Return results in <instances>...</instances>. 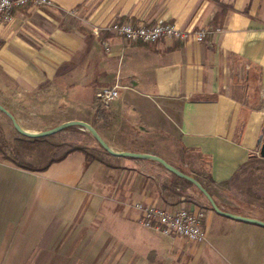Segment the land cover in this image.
I'll return each instance as SVG.
<instances>
[{
	"label": "crops",
	"instance_id": "crops-1",
	"mask_svg": "<svg viewBox=\"0 0 264 264\" xmlns=\"http://www.w3.org/2000/svg\"><path fill=\"white\" fill-rule=\"evenodd\" d=\"M49 1L0 23V105L18 125L38 133L84 122L112 151L159 157L222 211L264 223L249 199L220 202L264 138V0ZM113 21L206 35L153 46L107 36L105 52L91 29ZM115 85L118 98L102 107L96 93ZM95 143L107 161L71 151L31 171L0 159V264L193 260L189 245L140 226L133 205L202 210L205 230L217 214L199 191L154 161L113 157ZM232 225L264 239L262 226Z\"/></svg>",
	"mask_w": 264,
	"mask_h": 264
},
{
	"label": "rangeland",
	"instance_id": "rangeland-1",
	"mask_svg": "<svg viewBox=\"0 0 264 264\" xmlns=\"http://www.w3.org/2000/svg\"><path fill=\"white\" fill-rule=\"evenodd\" d=\"M32 128H43L44 125L34 124ZM84 133L68 129L67 133H58L45 140L29 143L23 141L10 124L9 119L0 112V159L30 169H40L49 160L57 159L64 153L82 148L87 159L95 158L107 161V156L100 150L87 131ZM264 143V138H261ZM253 157L248 160L233 176L228 186V193L221 203L239 202L249 199L257 207L264 210V158ZM199 196V195H198ZM200 200L208 209L206 199ZM235 220L214 215V219L206 222L205 242L194 244L184 239L171 237L177 245L190 246L193 260L189 264H264V239L244 232L234 225ZM204 246L200 251L199 247Z\"/></svg>",
	"mask_w": 264,
	"mask_h": 264
},
{
	"label": "built area",
	"instance_id": "built-area-1",
	"mask_svg": "<svg viewBox=\"0 0 264 264\" xmlns=\"http://www.w3.org/2000/svg\"><path fill=\"white\" fill-rule=\"evenodd\" d=\"M53 7L49 0H0V23L12 21L16 11L25 8ZM74 12H70L73 14ZM92 34L99 39L105 52L109 51L107 36L115 37L130 44L140 43L153 46L164 39L178 42H202L205 30L182 31L174 24L155 22L142 25L132 22L113 21L104 26H93ZM118 98V86L102 89L95 99L102 107H107ZM133 208L138 213V223L145 229L165 237H177L187 242L200 244L205 242L204 218L202 210L189 211L180 208L176 211L166 210L156 205L135 203Z\"/></svg>",
	"mask_w": 264,
	"mask_h": 264
},
{
	"label": "water",
	"instance_id": "water-1",
	"mask_svg": "<svg viewBox=\"0 0 264 264\" xmlns=\"http://www.w3.org/2000/svg\"><path fill=\"white\" fill-rule=\"evenodd\" d=\"M0 112L3 113L10 121L13 129L20 135L30 138V139H37V138H46L49 136H52L54 134H57L58 132L69 128V127H78L82 130L87 131L92 138L98 143V145L109 155L113 157H118V158H134V159H142V160H150L154 161L158 164H160L164 169L167 171L175 174L176 176L190 182L199 192L200 194L206 199L208 202L211 210L217 214L218 216L229 218L235 221H240V222H245L249 224H255L264 227V223L254 220V219H249L245 217H240L237 215H233L227 212L222 211L217 207L211 196L206 192V190L193 178L186 176L170 165H168L164 160L160 159L159 157L153 156V155H148V154H135V153H129V152H114L112 151L106 144L105 142L99 137V135L96 133V131L89 126L88 124L80 121H70L63 123L61 125H58L52 129L43 131V132H38V133H29L24 131L16 122L15 118L5 109L0 105ZM257 147H258V155L260 158H264V144L261 143V139H258L257 141Z\"/></svg>",
	"mask_w": 264,
	"mask_h": 264
},
{
	"label": "trees",
	"instance_id": "trees-1",
	"mask_svg": "<svg viewBox=\"0 0 264 264\" xmlns=\"http://www.w3.org/2000/svg\"><path fill=\"white\" fill-rule=\"evenodd\" d=\"M10 124H11V123H10ZM11 126H12V125H11ZM67 129H71V128H67ZM15 133H16V134H17V135H18L23 141H25V142H29V143L40 142V141H43V140H45V139L47 138V137H46V138L30 139V138H26V137H24V136L18 134L16 131H15ZM71 151H81V152L84 153V155L87 156L86 152H85L82 148H75V149H72V150H70V151L64 153L61 157H59V158H57V159L49 160V161L46 163V165H45L44 167L40 168V169H30V168H28V167H22V166H19V165L15 164V163H14V164L17 165V166H19V167H21V168H23V169H26V170L39 171V170H43V169H45V168H46L48 165H50L51 163L63 159V158H64L69 152H71ZM199 194H200V192H199ZM200 195H201V194H200ZM207 203H208V202H207ZM208 209L211 210L209 204H208Z\"/></svg>",
	"mask_w": 264,
	"mask_h": 264
}]
</instances>
